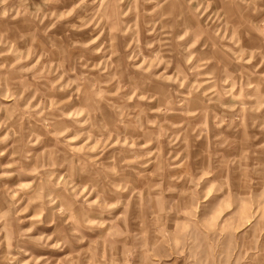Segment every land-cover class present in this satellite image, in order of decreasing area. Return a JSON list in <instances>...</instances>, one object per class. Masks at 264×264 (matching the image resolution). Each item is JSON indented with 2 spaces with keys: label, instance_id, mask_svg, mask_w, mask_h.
<instances>
[{
  "label": "rangeland",
  "instance_id": "374dc122",
  "mask_svg": "<svg viewBox=\"0 0 264 264\" xmlns=\"http://www.w3.org/2000/svg\"><path fill=\"white\" fill-rule=\"evenodd\" d=\"M0 264H264V0H0Z\"/></svg>",
  "mask_w": 264,
  "mask_h": 264
}]
</instances>
